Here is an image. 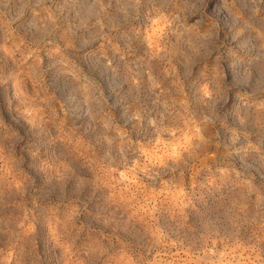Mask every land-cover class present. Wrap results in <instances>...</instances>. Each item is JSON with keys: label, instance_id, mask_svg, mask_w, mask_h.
Listing matches in <instances>:
<instances>
[{"label": "rangeland", "instance_id": "rangeland-1", "mask_svg": "<svg viewBox=\"0 0 264 264\" xmlns=\"http://www.w3.org/2000/svg\"><path fill=\"white\" fill-rule=\"evenodd\" d=\"M0 264H264V0H0Z\"/></svg>", "mask_w": 264, "mask_h": 264}]
</instances>
